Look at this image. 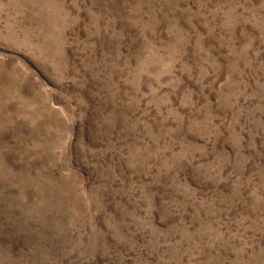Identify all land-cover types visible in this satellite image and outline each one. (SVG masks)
Instances as JSON below:
<instances>
[{"label": "rangeland", "instance_id": "1", "mask_svg": "<svg viewBox=\"0 0 264 264\" xmlns=\"http://www.w3.org/2000/svg\"><path fill=\"white\" fill-rule=\"evenodd\" d=\"M0 264H264V0H0Z\"/></svg>", "mask_w": 264, "mask_h": 264}]
</instances>
